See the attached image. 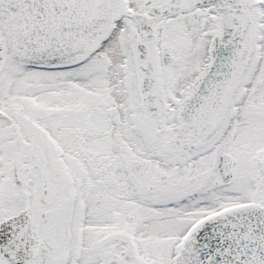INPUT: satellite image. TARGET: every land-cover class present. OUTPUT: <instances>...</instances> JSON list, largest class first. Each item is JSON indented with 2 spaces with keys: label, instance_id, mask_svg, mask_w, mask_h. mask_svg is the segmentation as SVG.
I'll return each mask as SVG.
<instances>
[{
  "label": "snow or ice",
  "instance_id": "6c2138e0",
  "mask_svg": "<svg viewBox=\"0 0 264 264\" xmlns=\"http://www.w3.org/2000/svg\"><path fill=\"white\" fill-rule=\"evenodd\" d=\"M0 264H264V0H0Z\"/></svg>",
  "mask_w": 264,
  "mask_h": 264
}]
</instances>
